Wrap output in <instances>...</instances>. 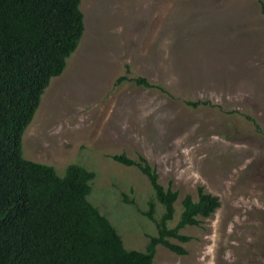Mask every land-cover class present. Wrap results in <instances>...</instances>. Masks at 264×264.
Listing matches in <instances>:
<instances>
[{
	"label": "rangeland",
	"instance_id": "rangeland-1",
	"mask_svg": "<svg viewBox=\"0 0 264 264\" xmlns=\"http://www.w3.org/2000/svg\"><path fill=\"white\" fill-rule=\"evenodd\" d=\"M81 8L86 30L43 94L24 155L61 175L71 163L95 171L89 200L128 248L145 250L157 234L145 215L151 182L112 157L143 155L160 182L179 191L171 226L184 196L197 199L200 186L221 200L212 216L182 230L189 242L172 239L187 254L160 245L154 264H264L259 0H82ZM125 75L132 79L118 82ZM163 210L158 203L157 218Z\"/></svg>",
	"mask_w": 264,
	"mask_h": 264
},
{
	"label": "trees",
	"instance_id": "trees-1",
	"mask_svg": "<svg viewBox=\"0 0 264 264\" xmlns=\"http://www.w3.org/2000/svg\"><path fill=\"white\" fill-rule=\"evenodd\" d=\"M264 13V1L259 0ZM82 0H0V264H154L158 247L187 254L182 233L221 206L220 197L198 188L177 214L179 191L160 182L143 155L113 159L148 176L154 198L145 215L155 222L145 250L128 248L122 234L91 200L96 172L71 163L64 175L54 165L24 155L23 137L53 77L61 75L86 30ZM127 75L119 78L131 80ZM139 85L157 87L144 77ZM203 102H194L199 105ZM128 203H133L126 198ZM164 208L156 217L157 204Z\"/></svg>",
	"mask_w": 264,
	"mask_h": 264
}]
</instances>
